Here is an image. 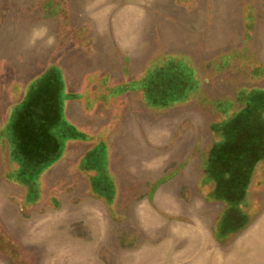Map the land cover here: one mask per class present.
Segmentation results:
<instances>
[{
  "label": "rangeland",
  "instance_id": "1",
  "mask_svg": "<svg viewBox=\"0 0 264 264\" xmlns=\"http://www.w3.org/2000/svg\"><path fill=\"white\" fill-rule=\"evenodd\" d=\"M0 264H264V0H0Z\"/></svg>",
  "mask_w": 264,
  "mask_h": 264
}]
</instances>
